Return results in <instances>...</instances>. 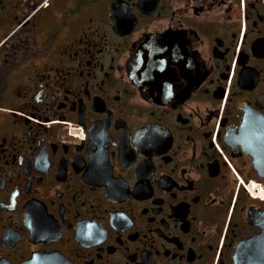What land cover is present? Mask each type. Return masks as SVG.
<instances>
[{
    "label": "flooded vegetation",
    "instance_id": "obj_1",
    "mask_svg": "<svg viewBox=\"0 0 264 264\" xmlns=\"http://www.w3.org/2000/svg\"><path fill=\"white\" fill-rule=\"evenodd\" d=\"M262 150L264 0H0V264H264Z\"/></svg>",
    "mask_w": 264,
    "mask_h": 264
},
{
    "label": "water",
    "instance_id": "obj_2",
    "mask_svg": "<svg viewBox=\"0 0 264 264\" xmlns=\"http://www.w3.org/2000/svg\"><path fill=\"white\" fill-rule=\"evenodd\" d=\"M245 129H246V126H243V127H242V131H241V133H242L243 136L245 135ZM253 152H255V150L252 151V153H253ZM260 152H262V153L264 154V150H262V151H260Z\"/></svg>",
    "mask_w": 264,
    "mask_h": 264
}]
</instances>
